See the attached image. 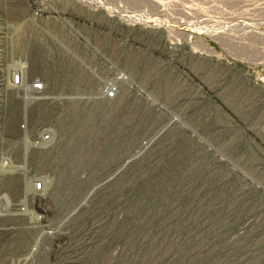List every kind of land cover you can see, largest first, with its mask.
<instances>
[{
	"label": "rangeland",
	"instance_id": "obj_1",
	"mask_svg": "<svg viewBox=\"0 0 264 264\" xmlns=\"http://www.w3.org/2000/svg\"><path fill=\"white\" fill-rule=\"evenodd\" d=\"M0 264H264V0H0Z\"/></svg>",
	"mask_w": 264,
	"mask_h": 264
},
{
	"label": "built area",
	"instance_id": "obj_2",
	"mask_svg": "<svg viewBox=\"0 0 264 264\" xmlns=\"http://www.w3.org/2000/svg\"><path fill=\"white\" fill-rule=\"evenodd\" d=\"M22 81V76H21V73L16 71L14 74H13V82L15 85H18L20 84ZM26 85H27V88H26V92L29 94V95H32V96H37L38 94L42 93L45 89V84L42 80H40L39 78H36L35 80H33L32 82H29L26 80ZM24 92V88H23V91ZM103 98L106 99V100H113L115 99L116 97V93H117V85L116 83H111L109 85H107L103 90ZM41 187V184L38 182L35 184V189H40Z\"/></svg>",
	"mask_w": 264,
	"mask_h": 264
},
{
	"label": "bare ground",
	"instance_id": "obj_3",
	"mask_svg": "<svg viewBox=\"0 0 264 264\" xmlns=\"http://www.w3.org/2000/svg\"><path fill=\"white\" fill-rule=\"evenodd\" d=\"M128 10V9H127ZM141 13V12H140ZM148 18V17H147ZM155 20V19H154ZM17 69V70H16ZM12 70H16L18 72L21 73V76H22V81L20 84L18 85H15L14 82H13V74L11 75V71ZM26 72H25V65L24 64H20V63H16L13 65V68L10 69V71H7V75L5 76V87L7 88V90H11V89H17V88H24V93L27 94V100L28 102L27 103H31L33 100H34V97L32 95H29L27 92H26V88H27V85H26ZM41 94V93H40Z\"/></svg>",
	"mask_w": 264,
	"mask_h": 264
}]
</instances>
